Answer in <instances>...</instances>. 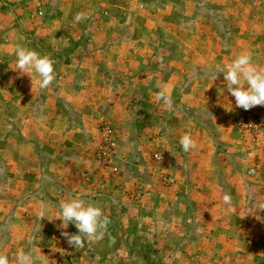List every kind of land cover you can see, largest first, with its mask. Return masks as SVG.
Segmentation results:
<instances>
[{
  "label": "rangeland",
  "instance_id": "374dc122",
  "mask_svg": "<svg viewBox=\"0 0 264 264\" xmlns=\"http://www.w3.org/2000/svg\"><path fill=\"white\" fill-rule=\"evenodd\" d=\"M16 45L52 59L47 88L13 70ZM244 51L264 68V0H0L10 264L19 250L35 264H264V211L250 212L264 200V106L236 107L219 73ZM73 198L111 221L80 250L51 220Z\"/></svg>",
  "mask_w": 264,
  "mask_h": 264
},
{
  "label": "clouds",
  "instance_id": "9594fccd",
  "mask_svg": "<svg viewBox=\"0 0 264 264\" xmlns=\"http://www.w3.org/2000/svg\"><path fill=\"white\" fill-rule=\"evenodd\" d=\"M86 18V14L81 12L75 15L74 20L78 23ZM14 54L16 65L13 70L27 74L31 78L32 84L33 77H38L39 87L45 89L55 79L53 61L49 56L40 55L36 51L21 45L15 46ZM221 72L224 74L228 92L235 98L236 107L247 111L256 106H264V68H259L253 64L251 52H241L227 65L226 69L221 70L219 73ZM155 99L162 102L165 109L170 108L172 105L171 97L165 89L157 92ZM179 143L186 153L197 147L196 140L189 133L182 135ZM157 159L160 160L159 153ZM222 202L231 207L232 196L225 193ZM256 209L264 211V200L253 203L250 212ZM40 215L41 218L44 217L43 211ZM53 219L62 221L59 225V228L63 230L61 235L66 238L70 246L77 250L85 248V241L88 244L101 241L111 222L99 206L80 198L61 202L60 212L51 220ZM69 224L75 225L78 234H70L66 231ZM112 242L114 243V240ZM46 260L47 264H55V261L49 262L47 258ZM0 264H10L9 257L2 252H0ZM14 264H35V261L31 252L26 253L19 250L14 257Z\"/></svg>",
  "mask_w": 264,
  "mask_h": 264
}]
</instances>
